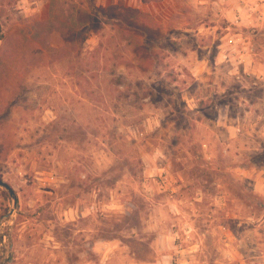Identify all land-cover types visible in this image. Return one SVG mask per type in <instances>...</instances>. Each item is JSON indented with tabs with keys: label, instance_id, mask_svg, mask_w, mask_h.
I'll return each mask as SVG.
<instances>
[{
	"label": "rangeland",
	"instance_id": "obj_1",
	"mask_svg": "<svg viewBox=\"0 0 264 264\" xmlns=\"http://www.w3.org/2000/svg\"><path fill=\"white\" fill-rule=\"evenodd\" d=\"M220 2L0 0V264H264V86L217 63Z\"/></svg>",
	"mask_w": 264,
	"mask_h": 264
},
{
	"label": "crops",
	"instance_id": "obj_2",
	"mask_svg": "<svg viewBox=\"0 0 264 264\" xmlns=\"http://www.w3.org/2000/svg\"><path fill=\"white\" fill-rule=\"evenodd\" d=\"M219 1L230 30L218 46L217 63L227 57L233 71L255 76L251 85L264 86V0ZM227 38L231 41L228 44Z\"/></svg>",
	"mask_w": 264,
	"mask_h": 264
},
{
	"label": "trees",
	"instance_id": "obj_3",
	"mask_svg": "<svg viewBox=\"0 0 264 264\" xmlns=\"http://www.w3.org/2000/svg\"><path fill=\"white\" fill-rule=\"evenodd\" d=\"M144 1H148V0H144ZM100 12H102L100 10ZM31 29L29 30L28 33H30L32 36L35 33H40V34H47L50 33L54 30H59L61 29V25L58 23V21H56L55 19H38L33 21V23L31 24ZM10 35H6L5 36V41L3 42V45L0 47V69L4 68V64H5V58L8 54L7 51V43L6 40L9 38Z\"/></svg>",
	"mask_w": 264,
	"mask_h": 264
},
{
	"label": "water",
	"instance_id": "obj_4",
	"mask_svg": "<svg viewBox=\"0 0 264 264\" xmlns=\"http://www.w3.org/2000/svg\"><path fill=\"white\" fill-rule=\"evenodd\" d=\"M0 187H2L8 194V196L10 197V199L12 200L13 204H15L16 201V195L13 191V189L11 188V186L9 184H7L5 181H3L0 178ZM12 211V209L10 210V212Z\"/></svg>",
	"mask_w": 264,
	"mask_h": 264
}]
</instances>
